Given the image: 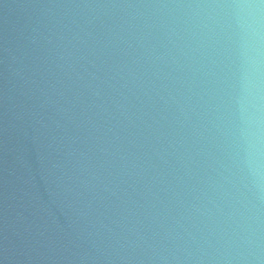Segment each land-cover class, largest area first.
<instances>
[{
    "label": "water",
    "instance_id": "obj_1",
    "mask_svg": "<svg viewBox=\"0 0 264 264\" xmlns=\"http://www.w3.org/2000/svg\"><path fill=\"white\" fill-rule=\"evenodd\" d=\"M0 264H264V0H0Z\"/></svg>",
    "mask_w": 264,
    "mask_h": 264
}]
</instances>
